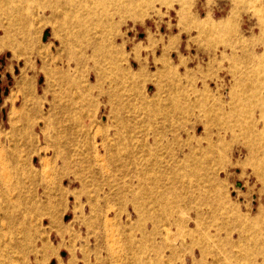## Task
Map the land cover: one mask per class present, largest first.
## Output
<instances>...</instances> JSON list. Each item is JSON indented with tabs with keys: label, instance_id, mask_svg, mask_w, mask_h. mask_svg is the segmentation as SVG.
I'll return each mask as SVG.
<instances>
[{
	"label": "rangeland",
	"instance_id": "374dc122",
	"mask_svg": "<svg viewBox=\"0 0 264 264\" xmlns=\"http://www.w3.org/2000/svg\"><path fill=\"white\" fill-rule=\"evenodd\" d=\"M230 1L88 5L98 23L85 19L83 39L100 50L75 47L76 57L39 1L25 6V27L0 17V172L12 199L0 197L2 257L23 218L37 230L24 264H264V133H249L263 131L264 116L241 102L239 122L215 118L244 98L234 61L261 50L247 42L258 20L235 9L245 43L193 27L225 19ZM257 6L264 12V0ZM57 118L81 165L52 161ZM26 164L42 181L37 209ZM6 249L8 264H22Z\"/></svg>",
	"mask_w": 264,
	"mask_h": 264
},
{
	"label": "bare ground",
	"instance_id": "6f19581e",
	"mask_svg": "<svg viewBox=\"0 0 264 264\" xmlns=\"http://www.w3.org/2000/svg\"><path fill=\"white\" fill-rule=\"evenodd\" d=\"M36 1L40 2L41 6L43 7L44 10H46V9L49 10V16L48 17H51V18L49 20L45 19L44 22L45 21L46 22H52L53 20H54L53 22H55V20H56L59 23V26L65 28L68 31L69 38L64 37L61 39V42L64 46V49L69 53V56H75V57H76L75 47H81V50H83L84 52H87L88 50H90L92 55L100 50V46L97 44V42H94L93 40L83 39L84 35L88 32L87 31L88 28L84 25L85 21H86L85 19L88 18V20L91 19V21L98 23L97 22L98 14L96 13V11H94L97 9H92L88 5H92V4L95 5L96 4L97 6L102 5V6L106 7V5L111 3V4H115L114 6H117L119 4H122L123 1H125L126 4H129L130 6H134V7L142 9L144 7L151 6L156 2L161 3V5L162 4L163 5L164 4L169 5V3L175 1V2H179V4L182 5V3H186L189 1V4H190V0H0V17L1 16L6 17L7 26H24L25 27V24H27L26 15L23 13V11L26 8L25 6L28 7V6L32 5L33 3H35ZM230 2H232V7L228 13V16L225 19L223 18V20L214 21L211 17H208L207 19H205L203 21L195 20L193 27L196 28L195 30H197V32H198L197 34L200 37H203L206 35H213L212 38H214V35H215V37L217 38V36L219 37V35H222V34L223 35H231V36L233 35V36H236L237 42H243L245 40L243 38L240 39L237 35L236 26H237L238 22L236 21V19H237L236 17L238 16V14L236 13L235 9L237 7H240V6L245 7L249 10H252L253 13L257 17L259 32L257 35L253 36L250 39V41L247 40V42H248V44L249 43L252 44V42L260 43L261 44V50L259 52L254 51V50L250 51L247 53L246 58H242V60L239 59L240 61H237V60L234 61L235 67H237V63H242L244 65V70H242L240 72V76L238 77L239 81H237V85L240 86V88L243 87L245 89L244 98H242L243 100L238 98L240 100L237 104H234L236 101L233 102L231 107L227 110V114H226V112L224 113L223 111H221L222 110L221 107H218V108L216 107V110L218 109L220 111V115L217 114V116L215 117L216 119L217 118L220 119L224 115L225 117H227V119H225V122L227 120L228 123H231V122L237 123L243 118V115L246 112L245 108L241 102L246 104L245 107L246 106H253V107L257 106V107H259L260 113L262 114V116H264V12L257 6L258 0H231ZM111 4H109V6H111ZM36 5H37V3H36ZM36 5H33V6H36ZM97 6H96V8H97ZM122 7L125 8V6H123V5H122ZM186 7H187V5H186ZM37 8L38 7H36V9ZM180 9H183L182 6ZM44 10H43V12H44ZM84 10L85 11L87 10V11L85 12ZM118 10H119V7H118ZM83 11L85 12V14L82 13ZM116 13H118V12L116 11ZM179 14H180V12H179ZM40 15H41V13H40ZM179 16H181V14ZM132 17H135V16H132ZM180 20L184 21L183 19H180ZM43 24H46V23H43ZM7 28L8 27H5L3 30L5 36L7 35V32H8ZM8 34H9V32H8ZM70 35H71L72 39H70L71 38ZM97 36H98V34H97ZM3 37H4V35H3ZM98 39H99V37H98ZM202 39H201V41H203ZM243 43H245V42H243ZM245 46H246V44H245ZM244 53H245V51H244ZM74 60L75 59H73V61ZM68 62H70V61H68ZM167 72L171 73L169 71H167ZM170 75H172L173 77L176 76L173 74H170ZM67 78H68V76L65 75L64 80L66 81ZM74 78H75V76H74ZM172 104H174V103H172ZM65 110H66V114H67V111L69 110V108L66 107ZM206 110H208V108H206ZM209 110L207 111V115L210 114V113H208ZM261 114H260V117H262ZM66 116H68V114ZM57 120L58 121L56 122L57 125L55 124L56 127H55V131H54V135H53V140L50 144L51 149H52V161H53V159L56 160V159L60 158L59 160L60 161L62 160V163L67 164L74 158L73 160H75L78 164L81 165L82 161H80V158L77 156H72V155H75L76 153L70 152L69 148L65 147L64 144L60 143L62 137H67V129L65 127V124L63 125L62 120H60L58 118H57ZM251 126H252V123H251L250 127ZM26 132L25 131L22 132L21 135H26ZM249 133H250V135L252 134L255 137L263 135L262 133H264V127H263L262 132L258 131L256 129H252V130H249ZM262 139H264V138H262ZM23 141H25V140H23ZM251 151H254V149H251ZM80 155H81V153H80ZM94 156H96V154ZM96 157H94V159ZM42 160H45V159L43 158ZM97 160H96V162H97ZM13 162H14L15 166L18 165L17 157H15L13 159ZM2 167H3V165L0 166V169ZM65 167H66V165H65ZM4 169H5V167H4ZM19 169L23 175H25L31 182L35 183L33 206H34V208L37 209L38 208V202L36 201L37 191H38V188L42 187L41 186L42 181L40 180L37 172L34 169H32L31 166H29V164H26L23 167H19ZM41 173H43V172H41ZM4 175L5 174H2V172H0V197L2 199H7V202H8L11 199L8 197V195H11V194L8 193V191L6 189L1 187L2 183L4 182V179H3ZM78 175H77V177H78ZM4 185H5V183H4ZM7 188H9V187H7ZM11 189H12V187H11ZM2 209L3 208L1 206L0 207V214L5 215L6 212H5V210L3 211ZM7 217H9V216H7ZM18 224L21 227L20 235L16 236L18 234L17 231H16L15 235H12V232H9V239H7V241H6L7 243H5L6 245H5L4 249H5L6 253H8L11 250L7 251L6 248L9 247L13 250V247H14L15 248L14 252L16 253L17 257L19 255L21 256L18 258H21L22 264H24L25 263V255H26V252L30 248L32 238H33L32 236H33V234H35L34 231L36 230V228L34 230L33 224L31 222H30V224L24 222L23 218L20 219V222H18ZM180 230H181V227L176 226V230L173 232V237L171 240L176 241L180 237V233H181ZM4 232L5 231L0 230V235L3 234ZM1 241H5V240L0 238V244H2ZM0 250H1V248H0ZM6 253H4V257H2L0 254V264H8Z\"/></svg>",
	"mask_w": 264,
	"mask_h": 264
}]
</instances>
